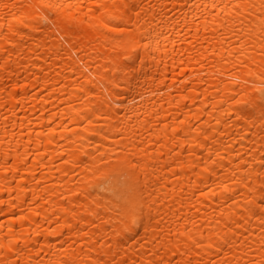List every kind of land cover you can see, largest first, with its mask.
<instances>
[{
  "label": "bare ground",
  "instance_id": "obj_1",
  "mask_svg": "<svg viewBox=\"0 0 264 264\" xmlns=\"http://www.w3.org/2000/svg\"><path fill=\"white\" fill-rule=\"evenodd\" d=\"M0 264H264V0H0Z\"/></svg>",
  "mask_w": 264,
  "mask_h": 264
}]
</instances>
